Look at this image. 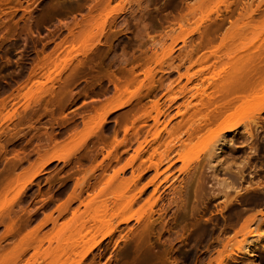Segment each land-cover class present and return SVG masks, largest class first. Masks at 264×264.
Masks as SVG:
<instances>
[{
  "label": "rangeland",
  "instance_id": "1",
  "mask_svg": "<svg viewBox=\"0 0 264 264\" xmlns=\"http://www.w3.org/2000/svg\"><path fill=\"white\" fill-rule=\"evenodd\" d=\"M202 36L208 37L211 44L196 49L195 42H199ZM240 38L254 47L255 71L251 73H255V77L251 82L256 83L258 91H254L256 95H253V99H257L254 100L252 111L256 115L253 119H258L259 127L252 145L255 150L251 153L245 146L240 128L237 130L238 135H224L232 138L233 145L224 147L221 156L214 158L211 163L219 170L217 181L232 180L221 170L224 169L223 166L242 170L244 180L239 181V184L235 181L231 183L236 189L243 190L251 182L253 186H264V112L258 114L256 106L258 101L260 103L264 100V0H0V102L4 98L6 100V108L2 111L0 120L8 118L0 124V140L3 141L0 143H4L7 150L15 149V154L20 157L27 154L25 160L16 168L9 159V152L6 155L8 159L0 163L1 171L5 170L0 174V234L8 230V227H13L11 220H17V224L19 222L20 232L24 234L25 231L38 226L46 215L58 217V207L66 201L76 182L85 176V181L98 185L99 181L96 182L95 179L101 180L104 175L100 181L101 185H98L103 189L98 195H102L101 198L90 201L87 209L79 206L78 201L72 202L56 225L47 223L37 233L42 251L59 252L61 261H58V264H216V260L224 256L226 251L235 252V248H243L246 242L256 237V233H261L264 238V223L259 229L254 221L249 224L248 230H252L254 238L240 231L245 221L258 213V209H263L264 212V194L257 190L261 194H256L255 191L251 196L245 194L239 198L238 204H232L233 207H227L222 197L211 199L208 210L200 218L201 221L208 219L206 228L192 227L188 219L185 223L172 225V233L168 235V232L161 231L159 224L153 228L150 245L137 246L134 238L138 232L141 233L145 229L144 225L149 217L157 219L161 209H168L163 216V222L172 221L175 208H167L170 196L156 201L157 195L154 198L151 196V186L141 197H135L137 200H134L133 205L127 207L128 201L130 202L140 188L156 174L151 169L136 180V184L129 183L132 176L130 169L126 168L117 178H112L115 170L126 164L130 167L131 157L137 145L135 142L127 148H117L119 161L105 159L102 167L97 165L113 147L114 136L117 141H121L125 134L131 137L140 130L139 141L146 139L147 145L142 160H136L134 166L142 163L141 165L148 167L149 164L151 166L160 162L158 173H162L155 180L156 183L160 181L162 184V181L166 180L167 185L172 183L177 189L185 180H196L193 173L201 160L204 161L206 140L219 131V125L216 123L221 124L231 118L222 117L215 122L217 127L212 124L210 129H206H213L211 132L207 131L208 133L201 134L189 142L186 132L191 120H196L190 115L196 109L194 114L203 117L216 105L212 100H215V103L218 101L217 89L223 86L224 82L226 87L228 81L224 78L228 79L231 78L229 75H233L229 59H226L234 51L231 43ZM240 43L237 42L238 45L244 44L241 41ZM230 44L232 52L227 53V46ZM169 52L170 56L167 55ZM190 52L192 56L189 55ZM77 72L80 73L79 77L71 80L72 74ZM245 72L240 73L245 75ZM131 73L133 77L129 76ZM248 78L250 79L246 78L247 81L251 80V74ZM113 82L117 84V89L114 88ZM217 83L218 88L215 85ZM50 92L54 98H50ZM206 100L209 101L206 103ZM154 102L158 103L156 109L162 112L160 116L156 114ZM208 102L212 105L210 109L206 105ZM187 103L190 105L187 106ZM118 104H123L122 108L106 114ZM25 105L28 109L30 106L33 109H37L36 106L38 109L42 108L33 115L32 128H28L27 124L17 126V114H24L22 107H26ZM240 111L236 112V119L242 118ZM27 113L26 115H29V112ZM104 117L105 122L99 125ZM154 117H159L157 126L151 119ZM55 118L56 123L53 121ZM14 127H18L17 139L9 144V135L14 131ZM152 130L158 133L155 141L151 136L154 135L151 134ZM44 131L52 135L55 141L47 148L46 153H55L65 158L68 163L48 164L44 169L45 173L36 177L28 186L26 197L16 198L12 205L3 209L4 201L13 200L18 186L28 180L31 175L30 165L40 163L46 154L45 149L41 150L36 145V138ZM95 133L105 140L94 145V137H87ZM89 151L91 155L95 153L94 160L82 159L78 163L71 157L74 152L86 155ZM247 156L252 158L251 166L255 170L252 181L246 176L250 172L244 165ZM174 161V166L167 169ZM108 163L109 167L102 172V168ZM95 166L97 169L90 173ZM180 169L183 172H179ZM205 171L202 181L214 187L215 181L210 178V170L208 175ZM42 181L46 182L43 187ZM107 182L108 185L104 184ZM206 190L209 191L210 187H206ZM49 194L52 195L51 198L56 197L58 200L40 209L43 213L36 214L33 222L27 226L23 225L24 217L20 214L27 211L23 206L28 197L35 195L36 199ZM229 196L232 198L234 193L229 192ZM87 197L86 194L83 195V198L91 200ZM194 201V198L190 197L188 210ZM258 202H263L262 208ZM37 204L34 203V206ZM76 210L79 213L74 217L72 212ZM38 211L39 209H34V213ZM238 214L239 219L235 216ZM125 218H129V222L119 226V231L123 236L131 229L127 238H120L119 234L115 233L112 238L102 240L89 254L83 256L94 242L113 230L117 223ZM160 232L161 237L158 236ZM183 233L187 238L182 242L179 235ZM50 239L51 243H48ZM15 243H18L15 239L3 241L1 245L4 250L0 253V264L11 263L17 253L20 254L30 245V241L21 243L20 246ZM29 250L25 259H28L31 253ZM257 253L260 264H264V252L259 249ZM234 258L240 264H247L243 258ZM50 261L53 263L55 259L48 260V264H51Z\"/></svg>",
  "mask_w": 264,
  "mask_h": 264
},
{
  "label": "bare ground",
  "instance_id": "2",
  "mask_svg": "<svg viewBox=\"0 0 264 264\" xmlns=\"http://www.w3.org/2000/svg\"><path fill=\"white\" fill-rule=\"evenodd\" d=\"M205 37V36H204ZM201 38V37H200ZM208 37H206V38H203V36H202V38L200 39V41L199 42H195V43H197L196 45H197V47H196V49H200L201 47H205L204 45H206V44H211V42H210V39H208ZM242 38H240L239 40L237 39V41H235L234 43H231V44H233L232 45V49L234 50L233 52L231 51L232 49L230 48L231 47V44L230 45H228L227 47H229L228 48V52L227 53H229V51H230V53L231 54H229V57H227L226 59L229 61V64H231L230 66V68H231V70L230 71H233V72H235V73H238V74H235V73H233L232 72V74L233 75H229V76H231V78L230 77H228V79L227 78H224L225 80H226V82L228 81V83H226V87H225V82H224V79H222L223 80V86L221 85V87H219L218 85L220 84V82H219V84L217 83V84H215L216 85V87L218 88H216L217 89V92L216 93H218V97H217V99H218V101H217V103H215V100H212L213 98H211V100H212V102L214 101V104H216V105H214L213 106V108L212 109H210V107L212 106V105H210V103L209 104H206V105H208L209 106V108L208 109H210V111L205 115V116H203V117H201L200 116V114H197V115H195L196 113L195 112H197L196 111V109H195V114L193 113V114H191L190 116H193V118H196V120L194 119H192L190 122H191V124H189V129L188 128H186V130L188 129V131L186 132V130H185V132H186V136H187V141H191V140H194V139H196L197 137H199L201 134H204V133H208V132H211V130H213V129H211V130H209L210 128V126L212 125V124H215V122H218V120H220L222 117H224V119L226 118V117H228L229 116V118H231V119H228L227 121H223V123H216L217 124V126L219 125V128H217V130H219L217 133H213V131H212V136L211 137H209L206 141V143H205V148H204V151H205V158H204V163L202 162V160H201V162L200 163H202L201 165H200V163H199V166H198V168L197 167H195L196 168V170L194 171V173H193V178H195L196 180H191V181H184V183H181L180 184V186L181 187H179L178 189H177V187H175L174 186V184H172V183H170V184H168L167 185V182L168 181H162L163 183L161 184V182L159 181V182H157L156 183V179L158 178V176H159V174H161V173H158V169H159V167L161 166V163L159 162L158 164H155V163H153L154 165H152L151 164V166H150V164H149V166L148 167H144L143 165H137V166H134V163H135V161L136 160H139V159H141V157L143 156V154H144V152H145V146L147 145V140L146 139H144V141H142V142H140L139 141V138H138V136H139V133H141V131L139 130V131H137V132H135L134 133V135H131V137L129 136V135H127V134H125L124 135V137H123V139L121 140V141H117V139H116V136H114V138H113V147H111V150H108L106 153H105V155L103 156V159L101 160V161H99L98 162V166H101L102 167V164H103V161L105 160V159H111V161H115V162H117V161H119V159H120V154L118 153V151H117V148L118 147H120V146H125L126 148L129 146V145H131V144H133L134 142L137 144L136 145V147L134 148V151H133V155H132V157H131V164H130V167L128 166V164H126L125 166H123L122 168H119V169H117V170H115L114 172H113V177L112 178H117L118 177V175L120 174V173H122L126 168H129L130 169V173H131V176H132V179H131V181H129V183H135L136 182V180H139L140 178H142V176H144L146 173H147V171H149V170H154L155 171V175L152 177V179L150 180V181H148L146 184H144V187L142 186V188H140V191L138 192V194L135 196L134 195V198L133 199H131L130 200V202L128 201V206L127 207H130V205L132 204L133 205V202H134V200H137L136 198H139V197H141L144 193H145V191H147V188H149V187H151L152 186V191H151V196H153V198L155 197V195H157L155 198H156V201L157 200H159V199H162V197H163V199H167L168 197L167 196H170V198H168V200H170V202H169V204H168V207L167 208H169V209H171V207H174L175 208V212L173 213V217L171 218V222H169V223H165V222H163V220H164V215H165V213L167 212V210L168 209H161V213L158 215L159 217L157 218V219H153L152 217L150 218L149 217V219H148V217H147V219H148V222H147V224L146 225H144L145 226V229L141 232V233H139L138 232V234L135 236V243H136V245L137 246H140V245H144V247L145 246H147V245H150L149 244V239H150V237H151V235H152V231H153V228L156 226V225H159L160 224V229H161V231H164V233H167L168 232V235H169V233L171 232L172 233V225L173 226H175V225H179L178 223H185L184 221H186V220H190V222H189V224L192 226V227H195V228H197V229H199V228H206V223H208V219L206 220V219H202V221H201V219L200 218H202V216L204 215V213L208 210V208H209V202H211L210 200L211 199H218L219 197H222L223 199H224V203H225V205L228 207V205H231V207H233L234 205H232L233 203H237L238 204V200H239V198L241 197V196H243V195H249V196H251L252 194H254L255 192H256V194H261V192H263V194H264V186H261V185H256L255 184V186H253V183L251 184H247V186L245 187V189H243V190H239V189H236L235 188V186L232 184V183H234V181L235 182H241L242 180H244V174H243V172H242V170H232L231 169V166H227V167H225V166H223L224 167V169L223 168H221V170L224 172V174L226 175H228L229 176V178H231L230 180H231V182H226V181H217V173H218V168L216 167V166H213V164L211 163V161L214 159V158H219L221 155L220 154H222V152H223V148L224 147H227V146H231V145H233L232 144V138H227L226 136H224L225 134H234V135H238V131L237 130H239L240 128H242L241 130V132H242V135H243V137H244V139H245V146H247L248 148H249V150H250V152L251 153H254V150H255V148H253L252 147V145H254L253 143H254V139H255V136H257L256 135V132H257V130L259 129V127H258V125H257V120H254L253 119V117L254 116H256V115H254V113H253V109H252V107H254L253 105H255V101L254 100H256V99H253V98H255V97H253V95H256V94H254L255 92V90L257 89V87H255V86H257V85H255L256 83H254V82H251L253 79V77H255L254 76V74L255 73H251V71L253 72V70L255 71V69L253 68V65H254V53H253V45L251 46V45H249V43L248 42H246L244 39V42L241 40ZM240 41L242 42V44L244 43L245 44V42L247 43V44H243V45H240L241 43H240ZM213 42V41H212ZM233 42V41H232ZM237 42H239L240 44L238 45L237 44ZM194 45V44H193ZM192 45V46H193ZM195 45V46H196ZM234 45H236V46H234ZM238 45V46H237ZM233 46L235 47V48H233ZM239 46H241V47H239ZM236 47H238V49H236ZM204 49V48H203ZM202 49V50H203ZM231 49V50H230ZM236 49V50H235ZM190 50H191V47H190ZM216 50V49H215ZM218 50V49H217ZM216 50V51H217ZM215 51V52H216ZM255 51V50H254ZM170 52H172L171 50H170ZM170 52L167 54V55H169L170 54ZM193 52V51H192ZM192 52H190V56H192L193 54H192ZM211 52V51H210ZM258 52H260V51H258ZM189 53V52H188ZM212 53V52H211ZM262 53V52H261ZM260 54V53H259ZM188 55V54H187ZM205 55V54H204ZM227 55V54H226ZM170 56V55H169ZM168 56V57H169ZM181 56V55H180ZM189 56V57H190ZM206 56V55H205ZM205 56H203V57H205ZM225 56V55H224ZM187 57V56H186ZM203 57H202V61L204 60L203 59ZM208 57V56H207ZM216 58H217V56H215ZM231 57V58H230ZM260 57V56H259ZM206 58V57H205ZM171 59V58H170ZM181 59V58H180ZM190 59H191V57H190ZM207 59V58H206ZM221 59V58H220ZM219 59V60H220ZM208 60V59H207ZM219 60H217V61H219ZM224 60V59H223ZM223 60H221V61H223ZM199 62V61H198ZM220 62V61H219ZM218 62V63H219ZM227 62V61H226ZM228 64V65H229ZM261 64V63H260ZM81 65V64H80ZM226 65H227V63H226ZM216 66V65H215ZM254 67H256V66H254ZM232 68H233V70H232ZM252 68V69H251ZM246 69L248 70V71H246ZM132 70V69H131ZM241 70V71H240ZM230 71H229V74H230ZM246 71V72H245ZM130 72V71H129ZM240 72H245L246 74L244 75V73L243 74H241ZM257 72V71H256ZM33 73V72H32ZM121 73V72H120ZM79 72H77V73H74V74H72V79L71 80H74V79H76L77 77H79ZM123 74V73H122ZM132 74L133 73H131V75H129V76H132ZM206 74V73H205ZM242 76H241V75ZM250 74H251V80H249V81H247V79H250V78H248V77H250ZM258 73H256V75H257ZM228 75V74H227ZM237 75V76H236ZM240 75V76H239ZM249 75V76H248ZM253 75V76H252ZM246 76H248V77H246ZM31 77V76H30ZM29 77V78H30ZM133 77V76H132ZM206 77V76H205ZM236 77V78H235ZM240 78V79H238V78ZM245 77V78H244ZM204 78V77H203ZM232 80V82L230 81V79ZM244 78V79H243ZM247 78V79H246ZM116 79V78H115ZM118 79V78H117ZM235 79V80H234ZM240 81V82H242V83H240V82H236V81H238V80ZM201 80V79H200ZM203 80V79H202ZM222 80H220V81H222ZM189 81V80H188ZM233 81H234V83H233ZM245 81V82H244ZM257 81V80H256ZM112 82V81H111ZM244 82V83H243ZM118 83V82H117ZM246 83V84H245ZM254 85H253V84ZM259 83V82H258ZM257 83V84H258ZM113 85H114V88L115 89H117V86H115V85H117V84H115L114 82L112 83ZM119 84V83H118ZM230 84V85H229ZM231 85L233 86V87H231ZM235 85V86H234ZM261 85V84H260ZM152 86V85H151ZM161 86V85H160ZM184 87V86H183ZM214 87V86H213ZM260 87V86H259ZM215 88V87H214ZM229 88V89H228ZM189 89V88H188ZM184 90V89H183ZM187 90V89H186ZM214 91V90H213ZM256 91H258V90H256ZM185 92V91H184ZM183 91H182V93H184ZM188 92V91H187ZM190 92V91H189ZM253 92V93H252ZM214 93V92H213ZM215 93V94H216ZM11 95V94H10ZM53 93L52 92H50L49 93V96H50V98H54L53 96ZM13 96V95H12ZM12 96H9V97H12ZM52 96V97H51ZM189 96V95H188ZM216 96V95H215ZM214 97V96H213ZM12 98H14V97H12ZM264 98V97H263ZM7 100H8V98H6ZM173 99V98H172ZM216 99V98H215ZM253 99V100H252ZM259 99V98H258ZM262 99V98H261ZM13 100H15V99H13ZM48 101H51V100H48ZM172 101V100H171ZM170 101V102H171ZM207 101H209V100H206V103H207ZM262 102V103H261ZM8 103V102H7ZM155 103V102H154ZM203 103V102H202ZM201 103V104H202ZM240 103V104H239ZM212 104V103H211ZM257 105V113L258 114H260V113H262V112H264V100L263 101H260V103H259V101H258V103H256ZM158 105V103H155L154 104V107H155V110H157L156 108H158V107H156ZM190 105V103H187V106H189ZM196 105V104H195ZM26 106V105H25ZM47 106V104L45 105V107ZM122 106H123V104H118V105H116V106H113L112 108H110V110H108V112H106V114H109V113H112V112H114V111H116V110H118V109H120V108H122ZM169 106V105H168ZM240 106H241V108H240ZM243 106V107H242ZM37 107V109H33V108H31V106H30V108L28 109V106H26V107H22V108H24V109H22V111H24V114L22 115V114H20V115H18L14 110L15 109H13V111L17 114V123H18V125L17 126H21L22 124L24 125V124H27L28 126V128H32L31 126L33 125V124H31L32 122H31V120H32V118H33V115L35 116V112H37L38 110H40V109H42V108H40V109H38L39 107L38 106H36ZM36 107H34V108H36ZM185 107V106H184ZM235 107H237L236 109H235ZM6 108V100H5V98L4 99H2L1 100V102H0V115H1V113H2V111L4 110ZM47 108V107H46ZM200 109V108H199ZM233 109L235 110V111H233ZM47 110V109H46ZM198 110V109H197ZM204 110H206V108L204 109ZM239 110H241L240 112H241V114H243V116H242V118H240V119H238L239 117H237V119H236V116H238V115H236V112L237 111H239ZM17 111V110H16ZM43 111V110H42ZM44 111H45V108H44ZM192 111V110H191ZM207 111V110H206ZM231 111H233V112H231ZM13 112V113H14ZM27 112H29V115H26V114H28ZM48 112V111H47ZM157 113V115H161L162 114V112H159V110H157L156 111ZM159 112V113H158ZM230 112V113H229ZM14 113V114H15ZM46 113V112H45ZM228 113L231 115H228ZM233 113V114H232ZM8 114V113H7ZM51 114V113H50ZM12 115V114H11ZM157 115H155V116H157ZM198 115H199V118H198ZM4 116V115H3ZM2 116V117H3ZM226 116V117H225ZM7 117H9V116H7ZM6 117V118H7ZM14 117V116H13ZM13 117H11V118H13ZM158 118L159 117H154V118H151L153 121H154V125L155 126H157L158 125ZM192 118V117H191ZM5 118H3V119H1L0 120V124H1V122H5V120L7 121V119H5ZM52 119V118H51ZM148 120V119H147ZM9 121H11V119L9 118ZM53 121L56 123L57 121H56V118L55 119H53ZM12 122V121H11ZM53 122V123H54ZM105 122V117L104 118H102L101 120H100V124L99 125H103V123ZM144 122V121H143ZM9 123V122H8ZM264 123V122H263ZM3 124V123H2ZM1 124V125H2ZM14 124H16V123H14ZM14 124H13V126H14ZM216 124H215V127H217L216 126ZM5 125V124H4ZM22 125V126H23ZM145 124H143V128L145 127L146 128V126H144ZM179 125V124H178ZM221 125V126H220ZM6 126V125H5ZM140 126V125H139ZM153 126V125H152ZM151 126V127H152ZM182 126V125H181ZM101 127V126H100ZM142 127V126H141ZM17 129H18V127H16ZM15 127H14V131L12 130V134L11 135H9V138L11 139V140H9V142L11 141L12 142V140H16L17 138V129H16ZM45 128V127H44ZM143 128H141V129H143ZM144 128V129H145ZM156 127H154V129H155ZM163 128H165V127H163ZM184 128V127H183ZM207 128H209L207 131H206V129ZM98 129V128H97ZM136 129H139V128H136ZM149 129V128H148ZM157 129V128H156ZM8 130V129H7ZM135 130V129H134ZM151 130V129H150ZM165 130V129H164ZM145 131V130H144ZM143 131V132H144ZM157 131H159V129L157 130ZM169 131V130H168ZM1 132V131H0ZM134 132V131H133ZM153 132V133H152ZM152 132H151V134H154V135H151L154 139V141H155V137H157V135H158V133H155L156 132V130H152ZM43 133V132H42ZM41 133V134H42ZM147 133V132H146ZM165 133V132H164ZM169 133H171V131H169ZM2 135V134H1ZM1 135H0V137H1ZM211 135V134H210ZM143 136V135H142ZM148 136V135H147ZM168 136H170V135H168ZM229 136V135H228ZM91 137H94V139H93V143H94V145H96L97 143H99V142H103L104 140H105V138H103V137H101V136H98L97 135V133H95L93 136L92 135H89L87 138H91ZM146 137V136H145ZM36 139H38V144H36V145H38L37 147H40L41 148V150H42V148H43V150L45 151V153H46V151H47V148H49V146L50 145H53V144H51V143H53V142H55L54 141V138H53V136L52 135H50V134H48L47 132H45L44 131V133L42 134V135H40V136H38V138H36ZM0 142H3L2 140H0ZM9 142H7V144L6 145H8V143ZM11 142L9 143V144H11ZM166 143H167V140H166ZM217 143H220L219 145H216ZM4 143H0V162L2 161V162H4V161H6L8 158L6 157V155L8 154L7 153V151H6V148L4 147ZM157 145H159V144H157ZM45 147V148H44ZM158 147V146H157ZM38 149V148H37ZM152 150H154L155 151V149H152ZM12 151V150H11ZM167 151V150H166ZM174 151V150H173ZM14 152V151H13ZM90 153L89 154H86V155H82V154H78L77 152H74L72 155H71V157H73V159L74 160H76V162H78V163H80V161L82 160V159H88V160H94L95 159V153H94V155L92 154L91 155V151H89ZM10 153V152H9ZM17 153V152H16ZM37 153H39V151H37ZM27 156V155H26ZM26 156L24 157V156H22V157H20L19 156V154H15L14 155V160L15 161H17L15 164H14V167H16V166H20L21 165V163H22V160H25V158H26ZM44 157H43V159H41V161H40V163H37V165H30V167H29V172H31V175L29 176V178H28V180L26 181V182H24V183H21V185L20 186H18L19 188L17 189V191H15L16 193L14 194V198H13V200H11V201H4L5 203H1L2 204V206H3V209H5V208H7V207H9L10 205H12V202L16 199V198H22V197H24V196H26L25 194H26V191H27V189H28V186L29 185H31V183H32V181L36 178V177H38V176H41V175H43L44 173H45V167L48 165V164H50L51 162H57V163H68V161H66V159L65 158H63V157H60L59 155H57V154H55V153H53V154H44L43 155ZM155 157V156H154ZM12 158V159H13ZM11 159V160H12ZM145 159H147V158H145ZM251 157L250 156H247V160H246V162H245V166H247V168H249L250 169V172H248V174L246 175L249 179H250V181H252V176H253V173H254V171L255 170H253V168H252V166H251ZM142 160V159H141ZM167 160V159H166ZM169 160V159H168ZM110 161V160H109ZM1 162V163H2ZM142 162H145V161H142ZM149 163H151V161L149 162ZM170 163V162H169ZM174 164H175V161L174 162H172V163H170L169 164V166H167V169H170L171 167H173L174 166ZM96 165V166H97ZM96 166L94 167V168H92L91 170H90V173H93L94 171H95V168H96ZM109 167V163L108 164H106L105 166H104V168H102L103 170H102V172H105L106 171V169ZM261 167V166H260ZM206 168H207V170H206ZM97 169V168H96ZM252 169V170H251ZM258 169V168H257ZM2 170V169H1ZM0 170V174H2V172H4L5 170L3 169V171H1ZM207 172H206V171ZM208 170H210L209 171V173H211V175H210V178H212V181H215V185H214V182L212 183L213 185H214V187L212 186V185H210V184H206V181H202V178H203V175H204V171L207 173V175H208ZM261 170V169H260ZM179 172H183V170H179ZM136 173V174H135ZM205 173V174H206ZM30 174V173H29ZM187 174V173H186ZM195 174V175H194ZM102 175H103V173H102ZM192 175V174H191ZM104 176V175H103ZM103 176L100 178L101 180H102V178H103ZM209 177V176H208ZM263 177V176H262ZM111 178V177H110ZM191 178H192V176H191ZM172 179V178H171ZM264 179V178H263ZM86 180V177L85 176H83L82 178H81V181H78V182H76L75 183V185H74V187H73V189H72V191L69 193V195H68V197H67V199H66V201L65 202H63V203H61L60 204V206L58 207V211H59V216L58 217H55V218H53L52 217V215L51 214H48V215H46L45 216V218L38 224V226H36L35 228H33V230L31 229V230H29V231H25L24 232V234L22 233L21 234V232H20V224H19V222H18V224L16 223V221L15 220H11L12 221V224H13V227H14V225H15V227L13 228V227H11V229H9V227H8V230H6L5 232H3L2 234H0V253H1V251H3L4 250V247L1 245L2 243H3V241H5V240H7V239H15V240H17L18 241V243H15L16 245H19V244H21V243H24V242H26V241H30V245L28 246V249H27V247H26V249H23L22 250V252L20 253V254H18L17 253V256H16V258L11 262V263H7V264H48V260H52V259H55V261L52 263L51 261V264H58L59 262L58 261H61L59 258H61L60 256H58V254H59V252H53V251H42V249H41V246H40V244H41V242L39 241V239H38V232H39V230L43 227V226H45L47 223H51V224H53V225H56L57 224V222H58V219L59 218H61L62 217V215L64 214V212L66 213L67 212V210H68V208H69V206H70V204L72 203V202H74V201H78V203H79V206H82V207H85L84 209H87V208H89V206H88V204L90 203V201L91 202H93V201H96L95 200V198H97V197H100L101 198V196L102 195H100V196H98L99 194H101L102 193V191H103V189H101L100 188V186H98V185H101L100 184V181L101 180H96L95 179V181L96 182H98L99 181V183H98V185L94 182V183H88V181H85ZM111 180V179H110ZM109 180V181H110ZM188 180H190V179H188ZM11 181V180H10ZM155 181V182H154ZM103 182V181H102ZM126 182V181H125ZM108 183L109 182H107V183H104V184H107L108 185ZM127 183V182H126ZM231 183V184H230ZM136 184V183H135ZM183 184H184V186H183ZM239 184V183H238ZM260 184V183H259ZM263 185H264V183H263ZM105 186V185H104ZM179 186V185H178ZM66 186L64 185V188H65ZM206 187H210V190L209 191H207L206 190ZM104 188V187H103ZM106 188V187H105ZM104 188V190H107V189H105ZM263 188V189H262ZM217 190V192H215V191ZM261 191V192H258V191ZM255 191V192H254ZM229 192H233L234 193V196L232 197V198H230V196H229ZM252 192H254V193H252ZM86 194V196H88L87 198H91V200H87V199H85V198H83V195H85ZM163 195V196H162ZM165 196V197H164ZM261 196H263V195H261ZM136 197V198H135ZM190 197H193L194 198V200L195 201H197V202H200V204L199 203H197V202H195V204H194V202H193V204H191L192 206L190 207V209L188 210L187 208H188V205H187V203H188V201H189V199H190ZM99 198V199H100ZM262 199H263V197H262ZM259 200V199H258ZM98 201V200H97ZM257 201V200H256ZM255 201V202H256ZM105 202V201H104ZM136 202V201H135ZM130 203V204H129ZM259 203V202H258ZM263 203V202H262ZM262 203L260 204L261 206H260V208H262ZM91 204V203H90ZM255 204H257V203H255ZM259 204H258V206H259ZM226 206H225V208H226ZM256 206V205H255ZM264 206V205H263ZM118 208V207H117ZM258 208V207H257ZM264 208V207H263ZM173 209V208H172ZM251 209H253V207L251 208ZM245 210V209H244ZM254 210V209H253ZM255 210H257V209H255ZM263 209H258L257 210V214L256 215H253V216H251V218L247 221H245V224L242 226V229L240 230L241 231V233H243V232H246V234L248 235V237H251V238H254L255 236H254V234L252 233V230H248V228H249V224L251 223V222H255V225H257V229H259V228H261V226H262V224L264 223V220H263V217H264V212L262 211ZM117 211V210H116ZM242 211V210H241ZM249 211V210H248ZM76 213H79L78 212V210H76V211H73L72 212V216H74V217H76L75 215H76ZM152 213V212H151ZM236 213V212H235ZM153 214V213H152ZM181 214H183V215H181ZM240 214V213H239ZM239 214H238V216L237 215H235L236 217H238L237 219H239ZM78 215V214H77ZM196 216H198L199 218H195ZM231 217V216H230ZM192 218H193V220H192ZM241 218V217H240ZM180 220V221H179ZM188 220V221H189ZM187 221V222H188ZM128 222H129V218H125V219H122V220H120L118 223H117V225H116V227L113 229V230H111V231H109L108 233H105V234H103L101 237H100V239L98 240V241H96V242H94L86 251H85V253H84V255L83 256H86L87 254H89L91 251H92V249L93 248H95L97 245H99V243L102 241V240H105V239H108V238H112L113 237V235L115 234V233H118L119 234V237L120 238H127V234H128V232L129 231H131V229H129L128 230V232L126 233V235H121L120 233V231H119V229H120V227L119 226H121V225H127L128 224ZM23 225H25V226H27L28 224H27V222H25V223H22ZM17 225V226H16ZM24 227V226H23ZM186 227V226H185ZM183 228V227H182ZM14 229V230H13ZM181 229V228H180ZM185 229V228H184ZM184 229H182V230H184ZM188 229V228H187ZM177 231V230H176ZM176 231L174 232V233H176ZM174 233H173V235H174ZM238 233H240V232H238ZM237 233V234H238ZM161 235V232L158 234V236H160ZM172 235V234H171ZM170 235V236H171ZM176 235H178V234H176ZM181 235V236H180ZM179 235V237L181 238V241L182 240H186V236H185V234L183 233V234H180ZM256 235V237L253 239V240H251L250 242H246L245 244H244V246H243V248H235V252L234 251H232V250H229V251H226V253H224L225 255L224 256H222V257H220V258H218L217 260H216V264H227V262L226 261H229V262H231V263H237V264H240V262L239 261H237L234 257H239V258H243V259H245L246 261H247V264H260V259H259V255H258V251H259V249H261V251L262 252H264V238H263V235L261 234V233H256L255 234ZM169 236V237H170ZM161 237V236H160ZM159 239V238H158ZM175 240H177L176 238H174ZM173 239V240H174ZM183 242V241H182ZM229 242V241H228ZM48 243H51V239L50 240H48ZM12 244H13V242H12ZM14 244V245H15ZM223 244V243H222ZM13 245V246H14ZM223 245H225V244H223ZM20 246V245H19ZM226 246V245H225ZM30 249V250H29ZM31 251V253H30V255L28 256V259L26 258L25 259V256L27 255L26 253H28L27 251ZM61 252V251H60ZM61 255V254H60ZM63 255V254H62ZM241 255V256H240ZM58 259V260H57ZM225 261V262H224ZM47 262V263H46ZM50 264V263H49ZM61 264V263H60ZM123 264H125V263H123Z\"/></svg>",
  "mask_w": 264,
  "mask_h": 264
},
{
  "label": "flooded vegetation",
  "instance_id": "3",
  "mask_svg": "<svg viewBox=\"0 0 264 264\" xmlns=\"http://www.w3.org/2000/svg\"><path fill=\"white\" fill-rule=\"evenodd\" d=\"M6 151L7 152H10L9 159L11 160L14 157V155L16 153V150L15 149H9V150L6 149ZM14 158L11 160V163H13V166L17 162V161L14 160ZM45 185H46V182L45 181H42L41 187H43ZM47 190H48V188L46 189V191ZM54 192H55V190H54ZM31 194H33V192ZM51 197H52V195H50V194L48 196H46V197L36 198V199H35V195L34 196H29L28 199L25 201V204L23 206L24 208L27 209V211L25 213L20 214V215H22L24 217V220L23 221L27 222V224L33 222L34 221V217L36 216V214L39 215V214H42L43 213L42 211H40V209H42L44 206H49L48 204H50L51 202H54V201H57L58 200L56 197H53V198H51ZM34 203H38V204L36 206H34ZM34 209H39V211L37 213H34Z\"/></svg>",
  "mask_w": 264,
  "mask_h": 264
}]
</instances>
